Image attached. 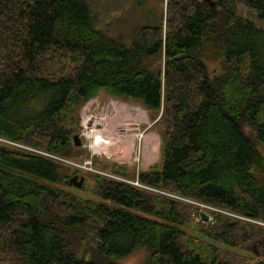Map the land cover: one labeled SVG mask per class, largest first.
I'll return each instance as SVG.
<instances>
[{
    "label": "trees",
    "instance_id": "trees-1",
    "mask_svg": "<svg viewBox=\"0 0 264 264\" xmlns=\"http://www.w3.org/2000/svg\"><path fill=\"white\" fill-rule=\"evenodd\" d=\"M210 1L167 0L165 23L127 43L87 0H0V139L18 145L0 143V264H121L137 249L143 264H264V27L237 14L264 26V0ZM100 91L147 112V170L74 145ZM87 159L100 173L69 163ZM189 201L251 220L213 213L195 234Z\"/></svg>",
    "mask_w": 264,
    "mask_h": 264
},
{
    "label": "rangeland",
    "instance_id": "rangeland-1",
    "mask_svg": "<svg viewBox=\"0 0 264 264\" xmlns=\"http://www.w3.org/2000/svg\"><path fill=\"white\" fill-rule=\"evenodd\" d=\"M87 1L90 4L96 27L104 31L108 35L114 38H119L127 43H129L132 40V37L135 31L139 27L149 26L151 24H154V22H156V18H160V19L163 18V24H164L165 17L167 15V0H87ZM237 14L243 16L244 18L249 19L250 21L254 22L258 26L264 27L262 24H260L257 21V18L254 12L251 11L249 8L244 7L243 5L237 6ZM208 66H209L210 72L214 70V72L216 73L217 70L218 71L220 70L219 63H216V64L209 63ZM116 101H119L121 103H127L128 109L119 104L118 111H121V113L119 114V116L112 115L108 117L107 125L111 129H114L117 126L119 128L118 132L120 134L125 132L122 134V140H121L122 144L121 145L126 148L127 154L130 157V161L132 159V162H131L132 165L130 166L129 171L131 172V174H134L135 171L136 172L140 171L138 170L139 168L144 167L143 165L144 161H143L142 156H143L145 139H142V138L140 140L136 139L133 135L130 134L131 131L130 129H127V127L128 125H133L135 120L139 121V120H142L141 117L145 118V116H143L141 111L137 113V115L135 116L132 115L130 112L131 109H133L134 106H136L139 110H143V108L133 102H124V101L111 98L107 96L103 91H100L95 98L90 99L82 106L80 110V116H81V120H82V116H83V119H85L84 114H82L83 111L87 115L89 113L97 114V113H101L102 109L105 107L107 108V111H105L102 117H100V119H103V118L105 119L107 118V115L109 114L111 109H114L113 107H115V105L117 106ZM121 107L124 108L125 110H123ZM138 114L142 116H139ZM131 118H133V120ZM91 119H94V116H92ZM104 119L102 120L103 123H104ZM100 126H102V122H101V125L98 124L97 127L99 128ZM141 126L142 127H140L141 128L140 130L142 129L144 130V128L146 127V125H141ZM151 126L146 129L150 130ZM143 130H142V133L145 131ZM150 131H153V130H150ZM244 131L246 133H253L252 129L247 125L244 126ZM81 140H82V146L80 147H83V148L87 147V146L84 147L83 145H87L88 140H86L83 136H81ZM260 149L262 153L264 154V148L260 147ZM137 156L139 157V160H140V161L138 160L139 163L138 161L135 160ZM159 156H160V149H159ZM97 158L103 162H109V163L114 162L101 155L97 156ZM158 159L156 160V162L158 161ZM123 181L127 182L126 180H123ZM83 184L85 186L84 191H77V190H73V191H75L76 194H78L79 196L83 198H93L92 193H91L92 182L89 179L85 178ZM196 223L200 225L201 223H206V222L199 221L195 217L194 222L192 223L193 229L191 230V232L195 234L197 233ZM147 256H148V253L145 249H137L133 251L130 255L121 259L120 263L121 264H143Z\"/></svg>",
    "mask_w": 264,
    "mask_h": 264
},
{
    "label": "crops",
    "instance_id": "crops-1",
    "mask_svg": "<svg viewBox=\"0 0 264 264\" xmlns=\"http://www.w3.org/2000/svg\"><path fill=\"white\" fill-rule=\"evenodd\" d=\"M117 106L115 105V107H113L114 109H111V111L109 112V114L107 115V118H103L104 119V123H103V119H100V117H102V115L104 114L105 111H107V108H103L101 113H97V114H91L89 113L88 115L86 113L84 114L85 119H83L82 116V120H81V125L84 128L86 125H88L90 128H93L95 130V132L100 133L103 137L104 140L108 141V144H99L98 149L96 150V155L97 156H104L108 159H110L111 161L117 162L118 164H126L128 167H130L132 165V159L130 161V157L127 154V150L125 147H123L122 144V134L125 133L123 132L122 134H120L118 132V127L116 126L114 129H111L110 127H108L107 125V119L108 117L112 116V115H117L119 116V114L121 113V111H118V105H122L124 107H127V103H121L119 101H116ZM130 105V104H129ZM133 106V105H132ZM122 108V107H121ZM123 110H125L124 108H122ZM142 112L143 116H145V118H142V120H135L133 125H128L127 129H130L131 131V135H133L136 138V135L139 132H142V130H140L142 127L141 125H146V127L144 128V132L141 136L142 139H145L144 141V149H143V168H139L138 170H147L149 168V166H151L152 164H154L156 162V160L159 158V148H160V138L158 133L154 132V131H150L147 130L146 128H149L151 126V122L148 118V114L147 112L143 109V110H139L136 106L133 107V109H131V114L132 115H137V113ZM82 112V111H81ZM139 116H142L140 114H138ZM92 116H94V119H91ZM133 120V118H131ZM89 120V121H87ZM142 124H141V122ZM102 122V126H100L99 128L97 127L98 124L101 125ZM97 125V126H96ZM116 144H118V148L119 150H117L119 153L115 155L111 154V151L108 150V146L109 147H113L116 146ZM94 150V149H92ZM145 151V152H144ZM100 154V155H99ZM142 160V159H141Z\"/></svg>",
    "mask_w": 264,
    "mask_h": 264
},
{
    "label": "built area",
    "instance_id": "built-area-1",
    "mask_svg": "<svg viewBox=\"0 0 264 264\" xmlns=\"http://www.w3.org/2000/svg\"><path fill=\"white\" fill-rule=\"evenodd\" d=\"M93 132V129L88 127V126H85L84 130L82 131V136H84L88 141V146L91 147V143L92 141L94 140V138L92 137L93 135H89ZM142 136V132H139L137 135H136V138L139 140ZM95 142V140H94ZM0 143L2 144H5V145H11V146H18L17 144L15 143H12L11 141H6V140H2L0 139ZM94 155V151L92 150L91 151V156ZM136 161L139 160V157L137 156ZM71 165L83 170V171H88V172H97V173H100L99 171L95 170L94 168H92V165H91V160L88 159V160H85L83 163L81 164H78V163H74V162H69ZM128 183L130 184H133V185H136V186H142L141 184L138 183L137 180L135 181H128L126 180ZM192 203V204H195L199 207V212L197 213V215H195V217L201 221L202 220V217H201V214L202 213H205L207 214L208 216V219H207V223L209 222H212L213 221V213H221V214H226V215H229V216H233V217H236L240 220H245V221H250L251 219L249 218H246V217H242V216H237V215H233V214H230V213H227L225 211H222L220 209H217V208H214L212 206H208V205H205V204H200V203H196V202H192V201H189V203Z\"/></svg>",
    "mask_w": 264,
    "mask_h": 264
},
{
    "label": "water",
    "instance_id": "water-1",
    "mask_svg": "<svg viewBox=\"0 0 264 264\" xmlns=\"http://www.w3.org/2000/svg\"><path fill=\"white\" fill-rule=\"evenodd\" d=\"M208 2L210 3L211 6H214V3L211 2L210 0H208ZM73 141H74V145L76 147H80L82 146V140H81V136L80 134H77L73 137ZM84 180H85V176L83 175H74L72 176L70 179H69V182L72 183V185L75 187V188H81L83 183H84ZM202 218L204 221H206L208 219V216L207 214L205 213H202Z\"/></svg>",
    "mask_w": 264,
    "mask_h": 264
},
{
    "label": "bare ground",
    "instance_id": "bare-ground-1",
    "mask_svg": "<svg viewBox=\"0 0 264 264\" xmlns=\"http://www.w3.org/2000/svg\"><path fill=\"white\" fill-rule=\"evenodd\" d=\"M89 135H93L92 137H93L94 140H95V142H94V140H93L92 143H91V147H92V149H94V150H97L99 144H101V143H103V144H108V141L104 140V137H103L100 133H98V132L93 131V132H92L91 134H89ZM107 149L110 150V151H111V154H113V155H115V156H116V154L119 153V152L117 151V150H119V148H118V144H116V146H113V147H112V146H111V147L108 146Z\"/></svg>",
    "mask_w": 264,
    "mask_h": 264
}]
</instances>
